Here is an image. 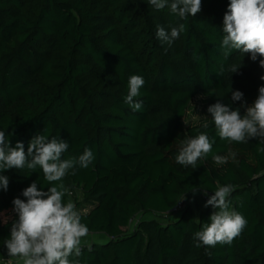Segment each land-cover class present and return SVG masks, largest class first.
I'll list each match as a JSON object with an SVG mask.
<instances>
[{
	"label": "trees",
	"instance_id": "1",
	"mask_svg": "<svg viewBox=\"0 0 264 264\" xmlns=\"http://www.w3.org/2000/svg\"><path fill=\"white\" fill-rule=\"evenodd\" d=\"M229 2L202 0L200 13L182 19L148 0H0V130L25 151L43 134L69 144L62 159H78L86 148L94 155L61 181L88 234L108 239L82 246L73 257L80 264H264V144L221 139L207 111L219 100L243 116L264 86L260 57L224 56ZM180 24L185 31L171 45L156 39L158 26L170 32ZM232 64L242 67L232 73ZM132 75L145 81L135 98L143 102L139 111L125 103ZM231 91L243 100L233 101ZM200 96L207 115L185 123ZM200 133L215 140L211 152L196 169L178 164L181 141ZM229 150L235 159L214 161ZM0 174L9 177L0 190L7 216L0 219V257L9 259L3 242L18 219L13 199H25L34 181L44 191L54 184L39 167ZM226 184L235 186L230 208L247 226L230 245L196 247L194 234L214 211L203 196ZM189 196L192 207L183 205L173 219L139 220L124 231L137 214L163 216Z\"/></svg>",
	"mask_w": 264,
	"mask_h": 264
},
{
	"label": "clouds",
	"instance_id": "2",
	"mask_svg": "<svg viewBox=\"0 0 264 264\" xmlns=\"http://www.w3.org/2000/svg\"><path fill=\"white\" fill-rule=\"evenodd\" d=\"M148 4L156 10L170 7V11L182 19L189 15L194 17L202 10V0H171L170 3L169 0H148ZM184 31V24L171 27L170 32L158 26L156 39L161 44L171 45ZM222 31L225 34L222 40L225 58L232 50H236L250 55L253 62L260 57L259 66L264 68V0H230L223 18ZM241 67L232 64L229 71L237 73ZM260 79L264 81V76ZM144 84L143 77L139 75H132L128 80L129 91L125 103L133 111L143 107V102L135 98L139 96ZM231 99L241 101L243 93L231 91ZM207 111L221 139L229 143L258 139L260 144H264V86L259 87L257 98L251 106H246L243 116L238 109L233 110L219 100L209 106ZM214 143L215 140L210 139L206 133L185 138L179 145L177 163L196 169L197 162L206 159ZM68 148L69 144L62 139L37 134L29 141L25 151L22 142L12 147L5 131L0 130V173L25 168L33 173L39 167L44 178L54 184L44 191L34 181L23 190L22 196L25 199H13V211L18 219L12 223L10 237L3 242L9 257L7 264H13V260L18 264H80L79 259L73 257L81 256V240L88 235L89 228L81 222L75 204L71 200L65 202L64 197L69 189L61 181L77 164L88 167L94 155L86 148L78 159H62ZM259 150L264 152V147ZM235 157L236 153L229 150L228 156H215L213 159L217 164H225L229 158ZM72 174L75 175V171ZM8 187L9 177L0 174V190L7 191ZM233 191L235 186L232 184L218 186L214 195L207 199L204 207L211 206L214 211L209 218L210 222L204 223L202 229L194 234L196 247L230 245L247 226L246 218L230 208L229 197ZM204 194L207 195V192ZM6 218V214L0 212L3 223L7 222Z\"/></svg>",
	"mask_w": 264,
	"mask_h": 264
},
{
	"label": "rangeland",
	"instance_id": "3",
	"mask_svg": "<svg viewBox=\"0 0 264 264\" xmlns=\"http://www.w3.org/2000/svg\"><path fill=\"white\" fill-rule=\"evenodd\" d=\"M204 97H196L194 98L192 105L188 111V116L186 119V122L189 121H195L197 119L202 118L203 116H206L207 114H205V109H204ZM194 105V106H193ZM192 196L186 197L184 199H182L184 205H190L192 207L193 205V201L191 199ZM203 198H209L208 196H203ZM170 218V219H169ZM174 217H170V216H142L141 214H137L134 218H132L128 224V226L124 229L125 232H130L131 230L134 229L135 225L137 224V222L139 220H145V219H155V220H160L161 223H165L168 220L173 219ZM108 239L107 237L103 236V235H91L88 234L87 236L83 237L81 240V247H89L90 244L95 243V244H101L106 242ZM7 260L8 259H2L0 257V264H7ZM13 264H18V262L16 260H13Z\"/></svg>",
	"mask_w": 264,
	"mask_h": 264
},
{
	"label": "built area",
	"instance_id": "4",
	"mask_svg": "<svg viewBox=\"0 0 264 264\" xmlns=\"http://www.w3.org/2000/svg\"><path fill=\"white\" fill-rule=\"evenodd\" d=\"M183 202H178L173 208H171L164 216H170V217H175L177 216L181 209L183 208ZM170 219V218H169Z\"/></svg>",
	"mask_w": 264,
	"mask_h": 264
}]
</instances>
